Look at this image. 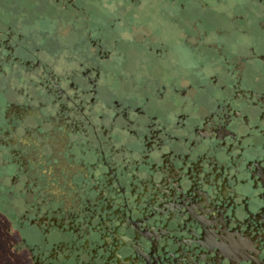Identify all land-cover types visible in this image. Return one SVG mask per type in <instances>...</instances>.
I'll list each match as a JSON object with an SVG mask.
<instances>
[{"label":"flooded vegetation","instance_id":"1","mask_svg":"<svg viewBox=\"0 0 264 264\" xmlns=\"http://www.w3.org/2000/svg\"><path fill=\"white\" fill-rule=\"evenodd\" d=\"M0 204L18 264H264V0H0Z\"/></svg>","mask_w":264,"mask_h":264},{"label":"rangeland","instance_id":"2","mask_svg":"<svg viewBox=\"0 0 264 264\" xmlns=\"http://www.w3.org/2000/svg\"><path fill=\"white\" fill-rule=\"evenodd\" d=\"M232 1L234 0H227V2ZM140 13L141 18L149 22L154 21L157 18L155 14L148 11L147 5L140 7ZM131 30L135 32V36L138 35L137 33H139V31L140 33H145V29L142 26H132ZM169 34L170 32L166 33L167 36H169ZM131 36V31L120 33V38H122L121 40L123 41H127L125 39L131 38ZM178 51L179 53H187L184 49H178ZM17 220L18 207H16L14 214L11 216L10 213H8V215L5 213L3 206L0 204V264H18V255L14 253L13 249L14 238L16 236ZM6 230H8L7 233Z\"/></svg>","mask_w":264,"mask_h":264}]
</instances>
